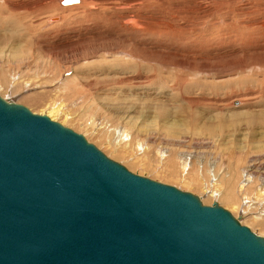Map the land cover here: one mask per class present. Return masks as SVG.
<instances>
[{"label": "rangeland", "instance_id": "obj_1", "mask_svg": "<svg viewBox=\"0 0 264 264\" xmlns=\"http://www.w3.org/2000/svg\"><path fill=\"white\" fill-rule=\"evenodd\" d=\"M0 88L264 237V0H0Z\"/></svg>", "mask_w": 264, "mask_h": 264}, {"label": "water", "instance_id": "obj_2", "mask_svg": "<svg viewBox=\"0 0 264 264\" xmlns=\"http://www.w3.org/2000/svg\"><path fill=\"white\" fill-rule=\"evenodd\" d=\"M242 221L0 96V264H264Z\"/></svg>", "mask_w": 264, "mask_h": 264}, {"label": "bare ground", "instance_id": "obj_3", "mask_svg": "<svg viewBox=\"0 0 264 264\" xmlns=\"http://www.w3.org/2000/svg\"><path fill=\"white\" fill-rule=\"evenodd\" d=\"M63 0H59V4L61 5V2H62ZM79 1V4H76V5H74V6H77V5H82V0H78ZM137 2H138V0H137ZM6 3V2H5ZM131 3V2H130ZM90 4V3H89ZM6 5V4H5ZM8 5V4H7ZM12 6V5H11ZM61 6H63V5H61ZM133 6V5H132ZM135 6V5H134ZM133 6V7H134ZM16 8V7H15ZM89 7H87V9H88ZM115 8V7H114ZM142 8V7H141ZM91 9V8H90ZM116 9V11H119V12H122V11H127V9H128V6L126 5V2H124V3H121V4H119V5H117V7L115 8ZM140 10V9H139ZM89 11V10H88ZM129 11H130V9H129ZM109 12V11H108ZM94 13V12H93ZM112 13L115 15V14H117V13H115V12H113L112 11ZM126 13V12H125ZM133 13V12H132ZM134 14V13H133ZM118 15V14H117ZM138 15V14H137ZM135 16V17H137L138 18V16ZM140 16V15H139ZM94 17V16H93ZM118 17V16H117ZM121 19H122V21L120 22V23H122L121 25H126V26H134L135 24H136V22H135V18H134V16L131 14H126V15H122V17H120ZM118 20V19H117ZM59 22V19L56 17V16H54V17H51V18H49V20H48V23H49V25H52V24H56V23H58ZM142 23H144V22H142ZM85 37V36H84ZM82 38V37H81ZM80 38V39H81ZM89 38V37H88ZM16 52V51H15ZM13 53V52H12ZM55 81V80H54ZM64 82V81H63ZM71 82V81H70ZM67 82H65L64 84L62 83V84H60V86L59 87H56V89H63L62 88V86H64L65 84H66ZM11 84V83H10ZM41 85L42 84H40V86H37L38 88L39 87H41ZM12 87V86H11ZM1 89V88H0ZM5 89H7V88H5ZM156 94H157V92H156ZM34 96V95H33ZM165 97V96H164ZM44 98V97H43ZM27 99H29V98H27ZM36 99L37 98H32V100L34 101H36ZM160 100V99H159ZM28 101H30V100H28ZM51 101V100H50ZM53 101V100H52ZM30 102H32V101H30ZM57 102V101H56ZM159 103V102H158ZM52 104V103H51ZM163 103H161V105H162ZM46 106V105H45ZM162 109H164V108H162ZM60 110V107H51L50 109H49V113H48V116L52 119V120H54V117L56 116H58V115H62V116H64V115H66V113L65 112H63V111H59ZM162 111V110H161ZM59 112H60V114H59ZM71 117V116H70ZM64 118V117H63ZM66 119H67V117H66ZM69 119V118H68ZM67 122V121H66ZM135 122V121H134ZM130 125H132V122H130L129 123ZM62 125V124H61ZM148 125V124H147ZM144 126V125H143ZM173 126V125H172ZM141 129L143 130V128L141 127ZM140 129V130H141ZM141 130V131H142ZM143 132V131H142ZM183 163H184V161H183ZM215 169V167L214 166H212V164H211V172H210V174L211 175H213V170ZM250 177V176H249ZM247 181H248V179L246 178L245 180H244V182H245V184L244 185H242L241 186V188L243 189V187L244 186H246V183H247ZM212 194H211V196H213L214 195V193H215V191H212L211 192ZM220 200V199H219ZM203 202V201H202ZM243 218H244V216H243ZM244 223V222H243Z\"/></svg>", "mask_w": 264, "mask_h": 264}]
</instances>
